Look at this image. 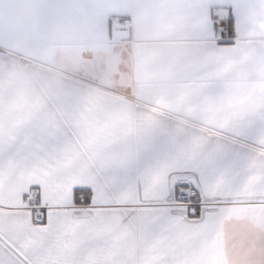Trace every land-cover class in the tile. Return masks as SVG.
<instances>
[{
  "label": "snow or ice",
  "instance_id": "1",
  "mask_svg": "<svg viewBox=\"0 0 264 264\" xmlns=\"http://www.w3.org/2000/svg\"><path fill=\"white\" fill-rule=\"evenodd\" d=\"M108 27L128 73L0 55V264H264V0H131Z\"/></svg>",
  "mask_w": 264,
  "mask_h": 264
},
{
  "label": "crops",
  "instance_id": "2",
  "mask_svg": "<svg viewBox=\"0 0 264 264\" xmlns=\"http://www.w3.org/2000/svg\"><path fill=\"white\" fill-rule=\"evenodd\" d=\"M131 0H0V55L24 66L44 63L47 71L62 79L102 70L119 59L120 70H132L134 45L126 44L117 31L109 32L108 21L128 11ZM46 4L54 5L46 8ZM47 13L50 26L35 34L38 16ZM31 39L46 56L37 58L24 51L5 48L9 40Z\"/></svg>",
  "mask_w": 264,
  "mask_h": 264
}]
</instances>
